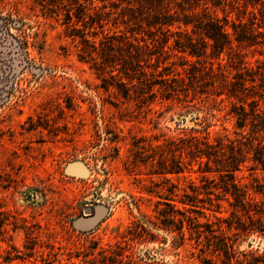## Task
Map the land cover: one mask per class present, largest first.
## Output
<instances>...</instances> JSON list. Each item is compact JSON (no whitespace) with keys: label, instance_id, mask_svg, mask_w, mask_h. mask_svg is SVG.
<instances>
[{"label":"rangeland","instance_id":"obj_1","mask_svg":"<svg viewBox=\"0 0 264 264\" xmlns=\"http://www.w3.org/2000/svg\"><path fill=\"white\" fill-rule=\"evenodd\" d=\"M217 4L210 13L248 26L253 10L264 41L259 4ZM131 6L0 0V264H255L264 253L185 150L208 110L210 141L240 138L232 101L209 84L256 70L264 44L197 61L186 49L197 34L148 26L152 13ZM251 172L237 173L243 184Z\"/></svg>","mask_w":264,"mask_h":264},{"label":"trees","instance_id":"obj_2","mask_svg":"<svg viewBox=\"0 0 264 264\" xmlns=\"http://www.w3.org/2000/svg\"><path fill=\"white\" fill-rule=\"evenodd\" d=\"M119 1L130 9L133 7L132 4L137 3L135 10L152 13L153 19H145L148 26L165 27L169 32L170 27L175 25L186 35L187 30L191 29L198 38L194 42L187 36L186 49L188 48L189 54L196 57L197 61L208 55V49L217 56L216 59H219L224 51L233 48L234 43L237 46L264 44V41L259 39L263 38L262 24L257 22L255 12L252 10L254 20L249 22V26L241 20L231 21L227 16L219 19L217 15L209 12V6H218L220 0ZM245 1L254 10L257 9V4L260 5L257 10L262 17L264 27V0ZM172 3L179 7V11H172ZM197 8L202 9L201 14L195 12ZM175 42L181 43L179 39ZM221 76V81L217 85L214 81L209 85L215 91L219 90L217 95L225 94L226 99L232 101L228 115L233 119L235 133L240 138L230 139L226 135H217L214 142L210 141L211 125L207 118L213 115L208 110L205 119L196 118L198 121L196 125L199 128L192 127L185 139L186 157L189 159L188 164H196L202 174L213 173L218 176L220 182L218 188L225 197L228 195L231 198V200L226 199L233 208L232 215L238 218L236 230L244 235L259 233L264 237V62L258 64L256 70L244 66L231 76L224 73H221ZM176 81L177 77L172 78V82ZM204 84L195 86L198 92H202ZM246 162L249 163L248 166L245 165ZM176 164L169 173L181 172L179 165ZM243 166L252 171L253 185L243 184L241 181L243 177L238 176L237 173L242 171ZM258 171L260 175L257 174ZM205 176L202 175L209 184L215 183L214 178ZM216 185L218 184L215 183L214 186ZM206 194L210 196L212 191L209 190ZM195 199L191 196L185 201L192 211H194ZM231 252L235 253L233 249ZM230 253L226 254L230 255ZM253 260L255 264H264V253L254 256ZM113 262L114 259L107 255H101L99 260L100 264H113Z\"/></svg>","mask_w":264,"mask_h":264},{"label":"water","instance_id":"obj_3","mask_svg":"<svg viewBox=\"0 0 264 264\" xmlns=\"http://www.w3.org/2000/svg\"><path fill=\"white\" fill-rule=\"evenodd\" d=\"M76 169H77L78 171H80L78 167H77Z\"/></svg>","mask_w":264,"mask_h":264},{"label":"bare ground","instance_id":"obj_4","mask_svg":"<svg viewBox=\"0 0 264 264\" xmlns=\"http://www.w3.org/2000/svg\"><path fill=\"white\" fill-rule=\"evenodd\" d=\"M71 167V166H70ZM79 168V167H78ZM83 168V167H82ZM76 169V168H75ZM85 169V168H84ZM79 170H81V169H79Z\"/></svg>","mask_w":264,"mask_h":264}]
</instances>
